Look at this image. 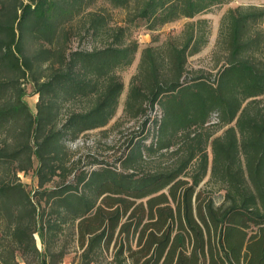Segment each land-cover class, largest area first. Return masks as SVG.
I'll use <instances>...</instances> for the list:
<instances>
[{"label": "trees", "instance_id": "obj_1", "mask_svg": "<svg viewBox=\"0 0 264 264\" xmlns=\"http://www.w3.org/2000/svg\"><path fill=\"white\" fill-rule=\"evenodd\" d=\"M106 1L152 30L190 22L143 51L129 88L124 116L150 111L142 131L155 122L153 142L136 143L135 134L119 169L70 181L68 143L113 120L125 90L119 72L139 45L119 30L103 48L73 50L68 26L76 19L87 16L96 36L108 27L104 16L85 14L96 0H0V264H62L70 247L76 264H103L111 250L108 264H264V8L223 17L226 60L213 81L202 71L186 78L188 59L209 41L207 22L193 20L234 0ZM215 125L227 128L222 136L214 137ZM158 154L162 163L150 168ZM29 172L35 191L20 176ZM209 172L225 191L220 206L200 188Z\"/></svg>", "mask_w": 264, "mask_h": 264}, {"label": "rangeland", "instance_id": "obj_2", "mask_svg": "<svg viewBox=\"0 0 264 264\" xmlns=\"http://www.w3.org/2000/svg\"><path fill=\"white\" fill-rule=\"evenodd\" d=\"M250 6L264 8V0H234L229 4L216 6L193 20H203L207 22L209 41L201 52L188 59L186 78L192 77V74L195 72L202 71L210 77L211 80L214 81L216 79L219 70L224 66L226 60V53L218 44L222 19L230 9ZM88 13H96L104 16L109 22L108 27L103 30L100 35L96 36L87 31L88 27L85 25L87 22V16H82L76 19L68 26L72 33L70 45L73 50L81 49L92 51L94 49L103 48L107 42L112 41V39L108 38L109 33H114L115 31L119 32V30H122L124 33V42H137L139 50L133 65L128 69L119 72V75L124 82L125 90L121 97L117 114L110 124L103 129L89 132L81 136L78 140L68 143L69 149L73 153L71 164L75 170L74 175L69 178L70 181H74V176L80 175L83 171L92 172L106 165L119 169V163L117 160L128 150L130 147V140L135 134L139 136V138L136 139V143L143 141L149 146L153 142L157 131L155 122L150 124V131L148 127L146 128L147 131L145 130L144 133L142 131L143 123L147 120V116L151 115L150 111L146 116H141L133 121H127L124 116V108L129 88L132 79L139 72L143 51L147 48H161L170 37L179 36L184 30L185 25L190 22L188 19H182L156 30H152L150 23L146 20H138L134 23H130L128 10L115 8L106 0H96L95 4L89 8L85 14ZM262 28L264 30V24L262 25ZM26 99L32 111L36 113L39 96L34 94L31 86L28 88ZM160 113L159 110L154 111L152 114V120L154 121L156 118H159ZM226 129L227 128L220 125L211 127V131L214 133L215 138L222 136ZM147 137L148 139L144 140ZM208 153L212 158L211 147L208 149ZM159 155L160 154L155 157V161H153L150 168H154L156 165L162 163V158H158ZM98 163H104V165ZM20 176L22 182L27 186L29 191H35L38 189V179L33 172H29L25 175L21 174ZM210 177L211 173L209 172L200 188L206 194L210 193L213 196L216 205L220 206L224 201L225 191L221 189L219 184L209 182ZM60 184L61 180L56 179V181L50 184L47 188L55 189ZM66 235H69V232L63 234V240ZM36 238L39 249L44 253L46 247L41 242L38 235ZM68 253L69 254L62 264H76L78 248L70 247ZM110 261H112V250L109 256L104 260L103 264H108Z\"/></svg>", "mask_w": 264, "mask_h": 264}, {"label": "built area", "instance_id": "obj_3", "mask_svg": "<svg viewBox=\"0 0 264 264\" xmlns=\"http://www.w3.org/2000/svg\"><path fill=\"white\" fill-rule=\"evenodd\" d=\"M217 122V118L216 117H214V122L213 123H216Z\"/></svg>", "mask_w": 264, "mask_h": 264}, {"label": "crops", "instance_id": "obj_4", "mask_svg": "<svg viewBox=\"0 0 264 264\" xmlns=\"http://www.w3.org/2000/svg\"><path fill=\"white\" fill-rule=\"evenodd\" d=\"M21 264H24V263H21Z\"/></svg>", "mask_w": 264, "mask_h": 264}]
</instances>
